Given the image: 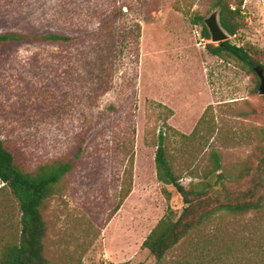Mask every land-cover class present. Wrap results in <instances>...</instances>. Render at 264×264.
I'll return each instance as SVG.
<instances>
[{
	"label": "rangeland",
	"instance_id": "obj_1",
	"mask_svg": "<svg viewBox=\"0 0 264 264\" xmlns=\"http://www.w3.org/2000/svg\"><path fill=\"white\" fill-rule=\"evenodd\" d=\"M125 1L124 18L99 35L101 20L121 0H0V35L31 38L0 45V139L31 168L81 148L75 171L41 208L49 264H156L142 244L170 210L180 215L185 206L173 186L158 181L161 134L186 189L206 180L214 152L235 179L261 140L264 95L253 75L233 58L211 55L212 41L195 24V15L205 24L218 12L213 0ZM241 2L246 25L229 40L259 50L264 69V0H232ZM49 33L74 40L37 39ZM204 115L199 133L184 138ZM20 217L0 181V250ZM259 228L264 237V212L216 217L166 264H195L205 238L218 244Z\"/></svg>",
	"mask_w": 264,
	"mask_h": 264
},
{
	"label": "trees",
	"instance_id": "obj_2",
	"mask_svg": "<svg viewBox=\"0 0 264 264\" xmlns=\"http://www.w3.org/2000/svg\"><path fill=\"white\" fill-rule=\"evenodd\" d=\"M121 1L120 4L115 2L109 14L101 20L99 35L110 32L115 23L126 15L124 8H129V5L125 0ZM213 8L219 10L220 24L231 37H236L245 27L242 2L233 4L232 0H213ZM194 21L202 26L203 38L210 41L211 35L202 17L195 15ZM37 39L52 45H66L74 40L72 36L60 33H49ZM28 40H31L28 35L17 33L0 35V45L20 44ZM206 48L213 56H227L236 60L244 70L253 75L255 88L260 87L261 81L255 72L257 67H263L259 50L250 45L234 44L230 40L218 44L208 43ZM252 113L257 115L258 111L254 109ZM204 119L205 115L191 136H182L186 139L194 138ZM260 130L261 140L235 179L223 171L221 158L214 152L213 168L206 174V180L192 182L189 189L180 183V177L168 159L165 138L160 135L155 157L158 181L163 185L173 186L182 196L185 206L180 215L170 210L143 242L142 248L149 250L156 264H166L175 248L216 217L231 216L239 219L264 212V128ZM80 155L81 148L68 157L52 159L31 168L0 139V181L10 188L21 213L20 229L0 250V264H49L44 256L47 225L41 208L46 200L58 193L59 185L65 177L75 171ZM217 186H220L219 190L216 189ZM127 196L125 194L122 201ZM119 207L120 205L116 210ZM245 233L226 235L217 240L218 244L211 237L205 238L202 257L195 264H264V244L261 240L264 238L263 228ZM96 264L124 263L101 261Z\"/></svg>",
	"mask_w": 264,
	"mask_h": 264
},
{
	"label": "water",
	"instance_id": "obj_3",
	"mask_svg": "<svg viewBox=\"0 0 264 264\" xmlns=\"http://www.w3.org/2000/svg\"><path fill=\"white\" fill-rule=\"evenodd\" d=\"M205 24L209 33L211 35L212 43H221L229 40L231 37L221 26L219 20V10L218 12H214L208 19L205 20ZM255 72L258 78L261 81V85L259 87V91L262 95H264V69L261 67H257Z\"/></svg>",
	"mask_w": 264,
	"mask_h": 264
}]
</instances>
